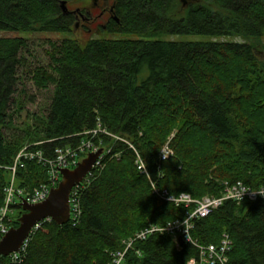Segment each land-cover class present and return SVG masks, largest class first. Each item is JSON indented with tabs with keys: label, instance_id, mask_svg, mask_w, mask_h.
<instances>
[{
	"label": "trees",
	"instance_id": "obj_1",
	"mask_svg": "<svg viewBox=\"0 0 264 264\" xmlns=\"http://www.w3.org/2000/svg\"><path fill=\"white\" fill-rule=\"evenodd\" d=\"M88 1L92 6L94 0H0V32L71 33L78 12L64 14L60 3ZM184 2L115 0L119 21L108 32L138 39L50 42V64L30 72L39 90L54 87L48 112L13 140L3 129L28 42L0 37V209L8 168L27 145L43 143L36 148L53 157L56 149L77 146L86 133L99 131L97 144L111 150L104 170L83 192L79 224H45L19 264H111V254L123 250L126 240L184 215L183 208L154 195L152 182L195 199L219 197L224 182L264 187V0H191L182 11ZM170 36L208 39L178 42ZM168 142L175 156L160 162ZM129 144L149 176L138 171ZM17 178L28 191L48 180L47 170L30 161L18 168ZM223 233L234 244L229 264H264V200L227 202L198 221L193 236L210 245ZM195 255L192 246L157 234L136 242L127 264H185ZM0 264L13 263L1 257Z\"/></svg>",
	"mask_w": 264,
	"mask_h": 264
},
{
	"label": "built area",
	"instance_id": "obj_2",
	"mask_svg": "<svg viewBox=\"0 0 264 264\" xmlns=\"http://www.w3.org/2000/svg\"><path fill=\"white\" fill-rule=\"evenodd\" d=\"M99 131L86 133L88 138L84 139L77 146L67 145L54 151V156L49 157L43 150L37 149L39 145H27L17 155L14 165L8 170L11 172L9 185L5 188V201L0 209V243L12 228L13 222L17 219L18 211L23 202L30 205H39L48 200L52 190L58 188L62 180L64 170L76 169L84 159L91 154H97L100 150L103 153L99 155L92 170L87 174L83 181L76 185L70 194V219L69 223L73 226L79 224L82 217V195L88 187L94 182L99 174L104 170L106 161L111 155V150L102 149L101 143L97 144L96 138ZM105 133V132H103ZM120 140L119 138H117ZM137 155L136 166L141 174L149 176L148 168L142 156L136 149L130 145ZM175 156L170 142H168L160 152V162L170 160ZM117 155L116 158H119ZM25 161L35 162L47 170L48 180L46 183L28 191L26 188H20L17 182V171L23 167ZM152 182V181H151ZM154 195L160 197L163 201L174 204L178 208L184 209V215L168 222L165 225H150L142 231L135 234L134 237L124 242L125 248L111 254V264H127L130 251L136 242H143L153 235H162L171 237L179 245L180 239L183 245H189L195 248L196 255L187 260L185 264H229L234 244L228 233H223L218 244L203 245L198 239H195L193 232L196 229L197 222L209 217L213 212L219 210L227 202H233L237 205L244 203H255L264 200V187L253 189L242 182L231 184L223 183V190L219 197L207 196L202 199H195L190 194L172 195L168 190L159 188L156 182H152ZM246 192H241V188ZM53 222V219L47 218L36 224L26 239L19 253H13L9 258L13 264L21 263L26 255V250L33 236L47 223ZM139 255V252H137Z\"/></svg>",
	"mask_w": 264,
	"mask_h": 264
},
{
	"label": "rangeland",
	"instance_id": "obj_3",
	"mask_svg": "<svg viewBox=\"0 0 264 264\" xmlns=\"http://www.w3.org/2000/svg\"><path fill=\"white\" fill-rule=\"evenodd\" d=\"M110 3L112 4V1H110ZM190 3L191 0H185L183 7L181 4L179 5L180 9L185 11L190 6ZM90 4V1L79 2L77 4L70 5L69 7L70 10H75L77 8L85 9L89 8ZM97 13L98 12H96V14ZM95 28L96 29L91 30L88 33L86 28H74L73 26L71 33L61 35L12 34L9 32H0V37L19 36L27 39L28 42V48L21 53V55L26 59V66L20 68L18 72L19 81L9 110L10 120H8V125L5 129H3V133L7 140H13L17 136H23L26 131L30 130V126H32L33 123L35 124L34 117L46 115L48 112L54 94V87L51 86L47 90H39L33 84L32 74L30 72L39 67H47L50 64V53L52 52L50 42H54L58 45L63 41V39L72 38L77 39L83 45L90 39L98 38L138 39L137 36L112 34L108 32L107 29H103L100 26ZM167 39L178 42H201L207 40L208 38L203 36H170ZM233 41L242 42L240 39H235ZM262 42L264 44V40ZM262 57L264 58V54H262ZM42 144L43 143H37L39 146ZM18 213L24 214L22 209H19Z\"/></svg>",
	"mask_w": 264,
	"mask_h": 264
},
{
	"label": "water",
	"instance_id": "obj_4",
	"mask_svg": "<svg viewBox=\"0 0 264 264\" xmlns=\"http://www.w3.org/2000/svg\"><path fill=\"white\" fill-rule=\"evenodd\" d=\"M107 1V0H104ZM64 14L80 11H70L67 2L60 3ZM115 8V6H114ZM116 18V17H115ZM117 19V18H116ZM117 21H119L117 19ZM103 153L100 150L97 154L89 155L75 170H64L62 172V181L58 188L52 190L50 197L44 203L39 205H30L23 202L21 205L24 214L20 217L17 228H12L0 243V258H8L13 253H19L30 232L36 224L41 221L52 218L59 226H63L70 219V194L72 189L80 184L86 175L91 171L95 161ZM183 245L182 240L179 241Z\"/></svg>",
	"mask_w": 264,
	"mask_h": 264
},
{
	"label": "flooded vegetation",
	"instance_id": "obj_5",
	"mask_svg": "<svg viewBox=\"0 0 264 264\" xmlns=\"http://www.w3.org/2000/svg\"><path fill=\"white\" fill-rule=\"evenodd\" d=\"M114 6L115 0H94L92 6L85 8V11H83L84 8L78 11L76 28H86L88 33L96 29L97 26L107 29V26L116 20ZM96 12L98 13L96 14Z\"/></svg>",
	"mask_w": 264,
	"mask_h": 264
},
{
	"label": "clouds",
	"instance_id": "obj_6",
	"mask_svg": "<svg viewBox=\"0 0 264 264\" xmlns=\"http://www.w3.org/2000/svg\"><path fill=\"white\" fill-rule=\"evenodd\" d=\"M240 191H241V192H246V189L242 187V188L240 189Z\"/></svg>",
	"mask_w": 264,
	"mask_h": 264
},
{
	"label": "bare ground",
	"instance_id": "obj_7",
	"mask_svg": "<svg viewBox=\"0 0 264 264\" xmlns=\"http://www.w3.org/2000/svg\"><path fill=\"white\" fill-rule=\"evenodd\" d=\"M114 140V139H113ZM130 148V147H129Z\"/></svg>",
	"mask_w": 264,
	"mask_h": 264
}]
</instances>
